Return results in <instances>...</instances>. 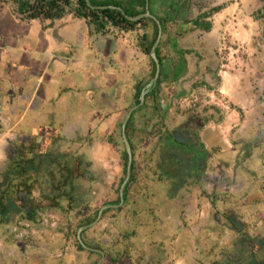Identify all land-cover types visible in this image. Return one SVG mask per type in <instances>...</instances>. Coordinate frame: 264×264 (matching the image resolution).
<instances>
[{"label": "crops", "instance_id": "0c3cea01", "mask_svg": "<svg viewBox=\"0 0 264 264\" xmlns=\"http://www.w3.org/2000/svg\"><path fill=\"white\" fill-rule=\"evenodd\" d=\"M108 1L144 12L149 1L167 19L152 89L154 61L142 38L151 40L153 24L97 31L68 7L59 18H30L0 0V264H193L191 230L218 232L203 194L218 195L238 222L239 206L264 198L255 174L264 172V98L250 82L264 74V57L250 47L256 23L245 14L257 0ZM220 68L236 107L225 118L199 90L207 70ZM133 109L122 203V126ZM192 141L207 156L203 167ZM202 171L208 178L199 183ZM225 229L216 241L228 247L238 234Z\"/></svg>", "mask_w": 264, "mask_h": 264}, {"label": "flooded vegetation", "instance_id": "af4514ba", "mask_svg": "<svg viewBox=\"0 0 264 264\" xmlns=\"http://www.w3.org/2000/svg\"><path fill=\"white\" fill-rule=\"evenodd\" d=\"M222 71H225V69L224 68H220L218 71H213V72L210 71V72H208L209 76L208 75H203V77H201V79H200V80H202L201 82L198 81L197 79L194 80V83L200 82V89L199 90L202 91V95L204 96L205 103L208 106H216V105H212V104L208 103L209 100H208V98H206L205 92L202 90L203 87H206L208 89H217L218 91H221L223 94H226L228 99L231 100V102L233 103V101L230 98V96L228 95V93L226 91L222 90V88H221V85L223 84V83H220V81L222 82V79H221L222 78ZM216 78L218 80V81L216 80L217 82L215 81ZM213 82H216L217 84L215 83L216 84L215 85ZM250 82L252 83V85L254 86V89L256 90V86H257L256 85V80L252 79ZM258 84H259V86L261 88V93L260 94L262 95V93L264 94L263 82L259 80ZM263 98H264V95L262 96V99ZM263 101H264V99H263ZM216 107H218V106H216ZM233 107H234L233 110L231 112H229L228 114H226L227 116L229 114H231L233 111L236 110V107H235L234 103H233ZM219 109L221 110V112L223 113V116H224V112L225 111H223L221 108H219ZM224 118H225V116H224ZM260 121H261L262 124L264 123V119H263L262 116H261V120ZM263 142H261V143H263ZM191 143L192 144H189L190 151L193 150L194 157L196 159L198 157V163H200V166H202L205 163V161L207 159V156L203 152V150L198 149V146L195 143V141H192ZM199 152H200V154H199ZM195 158H194V162H195ZM257 160H258L257 162L259 164H261L263 166V168H264V151L262 153H260V155L257 158ZM191 165H192V163H191ZM200 166H199V169L203 167V166L202 167H200ZM132 171H133V168H132ZM196 171L198 172L199 170L197 169ZM126 173H127V168H126ZM203 173L204 172L202 171V172H199V174H196L195 178H196L197 182L200 183V180L203 179V183H204L205 180H207V178H208L207 173H205V177H202ZM255 174H256V176L259 175V178H261V179H259L261 181L260 183H262V185L264 186V175L263 174L262 175L258 174L257 171H255ZM178 176L179 177L177 179L178 180H182V176L181 175H178ZM125 178H126V174H125ZM125 178H124V180H125ZM131 179H132V176H131ZM124 180H123V182H124ZM129 183L127 184V187L129 185ZM122 184H121V186H122ZM176 185L179 186L180 184L177 183ZM127 187H126V190H127ZM176 188H178V187H176ZM126 190H125V193H126ZM238 191H240V190H238ZM262 191H263L262 195L264 197V188H263ZM124 196H125V194H124ZM243 196L246 197V195H243ZM242 197H241V199H242ZM261 199L262 198L258 197L256 199L257 201L255 203L253 201L252 202V206L249 205V207H247V208H246L245 205L244 206L242 205L239 208V210L241 211V213L239 215V218H240L241 221L238 222V221L235 220V218H232L231 214H230L231 216L224 214L226 209L230 205H226L227 208L225 207V205H220L219 204L220 197L218 195H215L213 197H210V196L209 197L208 196L205 197V194H203V198H202L203 204H204L203 207L205 208V205L207 206V204H208L207 210H208L209 221H210L209 224L210 223H213L215 225L217 224L221 228L222 227L226 228L224 231L229 230V231H231V233L235 232L236 234H238V238H232L231 239V237L228 236L226 239H230V241H226V243H229L230 245L227 248H226V246L221 245L220 253H218L219 258H213L214 257V253L217 250H213L214 251V253H213L212 251H210L208 249V244L206 243V239L207 238L205 237V241H203L204 242L203 246L205 244H207V248L204 251L205 253L203 252L201 255H194L192 253V257L194 258L193 264H233L234 263V262H232L233 257H237V259L235 258V260H234L236 262V264H247L248 261L251 260V258H248V255L246 256L244 254V252L247 251L248 249H251V252L252 251L255 252L256 258H258V260L262 264H264V260H262L261 258L259 259L258 254H257L258 253V246L261 247V249L264 251V227H263L264 226V217H263L264 216V198L262 200ZM255 213H262V218L261 219H262L263 223H261V225L257 224V220L254 218L255 216H257V214H255ZM250 214L253 215V220H252L253 222L251 221ZM218 215H219V217H220V215L223 216V218L220 219V220H217ZM233 216L236 217V215H233ZM244 216L248 217L249 220L251 221L248 225H246L247 219ZM257 217H259V216H257ZM232 219H233V221H232ZM95 220H93V221H95ZM93 221H92V223H94ZM259 222H261V220H259ZM191 227L192 228H190V229H193V225H191ZM194 232L195 231L192 232V230H191L190 239L196 240V243H195V248H196L197 246H200V241H199L200 236L198 234H195ZM242 233H243V235H241ZM81 236H82V234H81ZM202 236H207V235L203 234V235H201V237ZM208 239H209V236H208ZM213 240L216 243L215 236H214V239L212 237H210V239H209V241H213ZM223 240H225V238H223L222 241H220L219 243L222 244ZM145 263L148 264L149 262L145 261L144 264Z\"/></svg>", "mask_w": 264, "mask_h": 264}, {"label": "trees", "instance_id": "16d2710c", "mask_svg": "<svg viewBox=\"0 0 264 264\" xmlns=\"http://www.w3.org/2000/svg\"><path fill=\"white\" fill-rule=\"evenodd\" d=\"M2 2L5 0H1ZM18 4L19 10L22 14L30 18H59L65 12L66 8H71L79 16L85 17L91 25L96 27L97 31H107L109 26H114L120 29H130L136 27L138 24L147 25L149 23L153 24L154 31L151 35V40L148 41V35L145 34L142 38V41H147L144 45L145 52L150 55L153 44L155 43L158 37V27L157 24L152 19H143L138 22H133L125 18V16L116 10H100V9H91L88 7L86 0H13ZM141 4V0H138ZM92 5L94 6H109L115 5L123 7L122 4L118 1H108V0H91ZM144 6V5H143ZM130 16H137L143 11L128 10L124 8ZM264 14V13H263ZM203 17H208V14H204ZM161 23L163 29L167 23L165 17L161 18ZM196 24L204 27L206 30H210L211 23L207 21L197 20ZM158 53V51H157ZM159 56V54H158ZM153 74L156 73V67ZM152 94H154L152 92ZM261 263V262H260Z\"/></svg>", "mask_w": 264, "mask_h": 264}, {"label": "rangeland", "instance_id": "374dc122", "mask_svg": "<svg viewBox=\"0 0 264 264\" xmlns=\"http://www.w3.org/2000/svg\"><path fill=\"white\" fill-rule=\"evenodd\" d=\"M209 1V0H207ZM263 9H264V0H257L256 2V7H251L249 12H245V14L250 18V21H251V24H252V21H254V23H256V30L253 28V30L250 28L249 29V35L251 36L253 34V31L255 32L254 35V40L251 41L250 43V47L252 49H254V53H255V58H263L264 57V15H263ZM231 21H233V19L229 18ZM226 23H228V21L226 20ZM223 33V31L221 30V34ZM228 34L224 33V37H226L225 39L227 40L229 36H227ZM249 40V39H248ZM227 43V42H226ZM227 47V46H226ZM260 56V57H259ZM209 72V69L207 70ZM258 74V73H257ZM254 80H256V90L261 93V88L258 84L259 80L263 82V86H264V74H258L257 77H254L253 78ZM264 94L262 93V96ZM264 109V108H263ZM262 113V117L264 119V111L261 112ZM264 125V123H263ZM258 174L262 175L263 173L262 172H257ZM238 207V206H237ZM241 206H239L238 208H240ZM257 214V216H255L254 218L257 220V224L258 225H261L262 222V213H255ZM245 217V216H244ZM264 217V216H263ZM247 219V223L246 225H248L251 221L249 220V218H246ZM245 219V220H246ZM255 220V221H256ZM259 220H261V222H259ZM253 222V221H252ZM211 227L213 226L218 232L217 233H214L213 236H209L210 233L208 232V235L209 236V239L210 237H212L214 239V236H215V239H217V236L218 237H221V234H222V231H221V227H217L219 225H215L213 223H210L209 224ZM208 226V225H207ZM264 227V226H263ZM218 228V229H217ZM211 229V228H210ZM220 233V234H219ZM235 233V232H234ZM217 234V235H216ZM207 236H200V239L199 241L201 242L200 246H197L193 252L194 255H201L205 249L207 248V244H208V249L210 251H212L214 253L213 250H217L215 251L214 253V257L213 258H219V255L218 253H220V249H221V244L219 243L221 241V239H219L218 243L216 241L213 242V241H209L208 237ZM205 237L207 238L206 239V243L204 246V242L205 241ZM263 237V236H262ZM230 241V239H227ZM226 246V245H225ZM202 248V249H201ZM227 248V246H226ZM196 253V254H195ZM205 253V252H204ZM207 253V252H206ZM244 254L247 256L248 255V258H251V260L248 261L247 264H262L260 263V261L258 260V258H256V254L255 252H251V249H248L247 251L244 252ZM258 257L259 259L261 258L262 260H264V251L261 249V247L258 246ZM201 257V256H200ZM221 257V256H220ZM235 258L237 259V257H233L232 259V262H234L233 264H236V262L234 261Z\"/></svg>", "mask_w": 264, "mask_h": 264}, {"label": "water", "instance_id": "95a60500", "mask_svg": "<svg viewBox=\"0 0 264 264\" xmlns=\"http://www.w3.org/2000/svg\"><path fill=\"white\" fill-rule=\"evenodd\" d=\"M86 3L88 5L89 8L91 9H100V10H106V9H110V10H116V11H119L121 12L126 19L130 20V21H133V22H138L140 20H143V19H152L153 21H155V23L157 24V27H158V37L151 49V53H150V56L151 58L153 59L154 61V66L156 67V73H155V76L154 78L152 79V81L149 83V86H148V89H152L155 85H157L158 81H159V78H160V75L162 73V63H161V60L158 56V53H157V48L159 47L160 43H161V40L163 38V25L160 21V16L159 15H156L152 12L151 10V7H150V3L149 1L147 2V5H146V12L144 13H141L137 16H130L127 14V12L124 10L123 7H120V6H115V5H109V6H94L92 5L91 3V0H86ZM146 90L142 93V103L141 105H144L145 103V99H146ZM156 104L158 106V99L156 101ZM136 109V107H135ZM131 110L124 123H123V126H122V137H123V142H124V145H125V148H126V151H127V154H128V164H127V173H126V178L120 188V197H121V201L122 203L124 202V194H125V190H126V187H127V184L130 182V179H131V176H132V168H133V160H134V154H133V150H132V146H131V143L129 141V137H128V133H127V125L130 121V118L134 112V110ZM103 214V211H101L100 213V216H102ZM82 230V229H81ZM79 240L81 242V244L83 245V247H86V245L83 243V240H82V236H81V231L79 233ZM102 256H104V253L101 251L100 252Z\"/></svg>", "mask_w": 264, "mask_h": 264}, {"label": "built area", "instance_id": "2783aa9c", "mask_svg": "<svg viewBox=\"0 0 264 264\" xmlns=\"http://www.w3.org/2000/svg\"><path fill=\"white\" fill-rule=\"evenodd\" d=\"M205 92L206 98H208V103L212 105H216L221 108L224 112V116L227 117L226 114L233 110V103L228 99L226 94H223L221 91L217 89H208L203 87L202 89Z\"/></svg>", "mask_w": 264, "mask_h": 264}]
</instances>
